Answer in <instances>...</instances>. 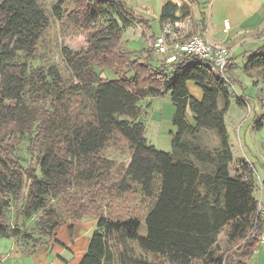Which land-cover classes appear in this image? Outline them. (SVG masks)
Masks as SVG:
<instances>
[{"label": "trees", "instance_id": "trees-1", "mask_svg": "<svg viewBox=\"0 0 264 264\" xmlns=\"http://www.w3.org/2000/svg\"><path fill=\"white\" fill-rule=\"evenodd\" d=\"M66 2L73 7L62 10L56 5L54 15L92 31L87 48L61 49L74 79L71 83L52 65L31 67L16 61L20 53L35 48L49 24L38 0H0V192L14 195L20 203L13 225L0 207V236L17 245L24 232L18 223L40 209L53 216L41 223V235L33 239L29 252L51 239L66 221L93 216L97 229L78 264H149L146 260L132 262L126 240L135 241L158 264H247L262 239L264 217L257 211L252 173L230 171L234 158L224 121L229 105L226 79L186 54L173 63L153 65L155 32L151 28L143 58L135 50H121L120 39L136 17L123 0ZM187 11L168 1L161 7L159 20L175 19ZM204 30L201 13L195 31ZM244 54H248L245 70L264 69V43ZM104 67L114 68L115 78H104ZM232 67L230 58L226 69ZM188 81L201 87V100L189 94ZM164 94L174 106L171 152L150 144L138 121L139 101ZM239 102L246 104L242 97ZM187 109L193 123L186 118ZM255 123L264 126V114ZM203 129L216 132L220 147L215 151L186 139ZM25 133L37 156L32 168H24L15 156ZM115 133L132 152L118 181L107 185L111 175L100 164L113 163L99 161L96 155ZM82 183L95 188L87 203L69 206L67 199L63 215L47 205L49 199L67 195ZM114 186L119 194L138 187L143 197L155 198L145 215V235L138 234V217L112 219L97 210L103 193ZM113 248L118 251L117 259Z\"/></svg>", "mask_w": 264, "mask_h": 264}, {"label": "rangeland", "instance_id": "rangeland-1", "mask_svg": "<svg viewBox=\"0 0 264 264\" xmlns=\"http://www.w3.org/2000/svg\"><path fill=\"white\" fill-rule=\"evenodd\" d=\"M126 5L134 11L135 23L127 31H125L120 39L118 47L123 51H137L136 55L143 58L146 49L149 48V36L151 30L155 33L158 31L160 23V5L156 0H123ZM176 3L178 0H173ZM39 6L44 10L48 16L49 24L41 34L35 48L24 53H20L16 57L17 62H23L31 67L38 66H54L59 71L60 75L65 79L66 83H71L74 79L71 76L69 69L65 64V60L61 54V49L66 47L74 51H79L87 48L90 43L91 29L86 30L73 22L69 21L67 17H58L53 13V7L59 5L64 10L71 9L73 6L66 0H38ZM141 6H146L143 9ZM208 7L206 4L204 17L205 24L210 28V18L208 16ZM203 11L202 9H200ZM202 13V12H201ZM201 13H197L196 8L187 11V14L194 17L195 22L201 18ZM182 16L181 14H177ZM221 19L217 20L220 22ZM222 22V23H221ZM221 25L225 27V20H221ZM212 30V29H210ZM154 33V35H155ZM11 47L10 44H7ZM254 46L241 47L235 54H240L244 50H255ZM140 50V51H139ZM1 51V50H0ZM246 53V52H245ZM244 54V53H243ZM135 56V55H134ZM151 62L153 65L162 64L163 59L156 55L151 50ZM247 59L238 56L234 59V64L237 66L225 71L227 90L229 93V105L224 116L225 128L228 138V143L232 150L234 161L230 165L231 173H252L255 190L254 196L257 200H264V126L258 127L255 120L264 114V84L262 82V74L264 69L259 67H250L244 69V63ZM233 69V72L230 70ZM97 72L100 69H96ZM102 76L107 79L115 78L114 68L110 69L104 67ZM175 78V73H172L171 79ZM187 89L189 94L196 100H201L203 92L201 87L193 81H188ZM239 97L245 99V103L239 102ZM145 99V98H144ZM141 99L138 103L140 109L139 119L144 126V136L146 140L155 146L158 150L165 152L172 151L171 133L174 132V126L171 121V111L173 106L168 94L155 97L148 106V101ZM144 100V101H143ZM27 103V102H26ZM219 106H223V100L219 99ZM186 118L189 123H193L192 113L189 109L186 111ZM30 135L25 133L19 144L17 145L15 156L20 161L24 168L35 167L36 153H32ZM186 139L201 145L206 150L215 151L220 147V141L214 130L203 129L195 136H186ZM131 147L127 141L118 134H114L108 144L99 151L96 155L97 159L109 160L112 165L100 164V169H104L111 175L107 185L116 183L124 172V169L131 156ZM33 154V156H32ZM247 163V167L245 166ZM98 164V163H97ZM203 169H211L210 165H202ZM99 168V166H98ZM106 185V186H107ZM114 185V184H113ZM108 187V186H107ZM115 186L111 191L103 193V200L98 203V208L101 213L106 210L109 212L114 207L132 209V213L139 217L143 222V215L147 213L148 208L151 207L155 201L154 197H143L136 187L134 191L126 194H119L115 191ZM95 190L87 183H82L78 187H73L69 190L67 195L59 196L56 199H49L48 206L54 207L57 215L64 213V201L68 199L69 206L73 202L85 204L88 202L90 191ZM3 194L0 192V207L6 211L10 225L15 223V215L19 208V198L16 199L14 195ZM69 197V198H68ZM3 203H7L3 206ZM128 213L121 214L127 215ZM53 216L47 215L42 210H37L30 215H27L20 220L19 228L24 232L19 237L18 244L14 248H18L21 253H27L31 249L33 239L41 235V223L50 220ZM122 216H119L121 218ZM70 222L69 220L66 223ZM144 223V222H143ZM31 234L29 238L27 234ZM145 226H141L138 230L139 235H144ZM1 237V236H0ZM49 239H47L48 241ZM223 241V237H220ZM223 245V242H220ZM131 252L139 249L135 241H129L126 245ZM115 251V249L113 248ZM146 259L150 264H158L153 260L151 255H146Z\"/></svg>", "mask_w": 264, "mask_h": 264}, {"label": "crops", "instance_id": "crops-1", "mask_svg": "<svg viewBox=\"0 0 264 264\" xmlns=\"http://www.w3.org/2000/svg\"><path fill=\"white\" fill-rule=\"evenodd\" d=\"M156 1L159 2L160 11L164 3L168 1L173 3V0ZM173 4L185 6L189 12L193 7L196 8L197 13L202 12L203 14L207 4L208 16L206 15V18H210V28L205 24L204 37L212 44L229 47L234 70L237 67L234 64V59L242 56L246 60L248 54L243 53L251 51L244 50L241 55H237L235 53L238 49L246 45L254 46L253 49H256L264 43V0H195L194 3H191L189 0H178L177 3ZM141 7L143 9L147 8L146 6ZM219 19L228 21V28H224L221 25V20V23L217 22ZM159 28L160 23L155 36L159 33ZM233 69L230 71L233 72ZM154 98L147 97L144 100L148 101L149 106ZM173 114L174 106L171 111V120ZM262 204L264 205V200ZM131 211L132 209L125 210V208L114 207L109 212H106V210L102 211V214L112 219L119 218V216H122V219L136 217ZM125 213L128 214L121 215ZM145 215L146 212L143 215V222ZM97 221V218L93 216H84L70 221L59 227L53 237L45 244L39 246L33 252L27 253H21L18 251V248H14L15 245L11 238L0 237V264H78L87 250L92 233L97 229ZM143 222L140 219V228L143 225L145 226V222ZM128 243L129 240H126L125 244ZM127 249V255L133 263L138 260H146L150 264V261L146 259L147 254L140 248L136 251L134 250V252H131L129 247ZM112 252L114 258L117 259L118 251L112 249ZM247 264H264V238L261 239Z\"/></svg>", "mask_w": 264, "mask_h": 264}, {"label": "built area", "instance_id": "built-area-1", "mask_svg": "<svg viewBox=\"0 0 264 264\" xmlns=\"http://www.w3.org/2000/svg\"><path fill=\"white\" fill-rule=\"evenodd\" d=\"M195 23L194 17L190 14L161 21L159 33L154 37L152 44L153 52L168 64L175 62L184 54L191 55L200 64L208 66L214 74L226 79V64L230 59L231 50L226 45L208 42L203 32L195 31ZM224 25L228 28V21H225ZM257 211L264 217L261 199L258 200Z\"/></svg>", "mask_w": 264, "mask_h": 264}]
</instances>
